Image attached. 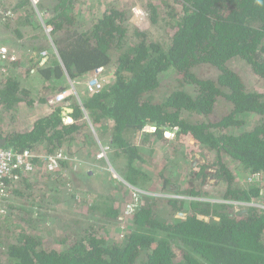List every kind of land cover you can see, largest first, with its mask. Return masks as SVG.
Returning <instances> with one entry per match:
<instances>
[{
  "label": "trees",
  "instance_id": "obj_1",
  "mask_svg": "<svg viewBox=\"0 0 264 264\" xmlns=\"http://www.w3.org/2000/svg\"><path fill=\"white\" fill-rule=\"evenodd\" d=\"M76 2L47 0L56 52L51 48L44 66L43 47L36 46L40 59H32L31 67L54 93L61 84L69 89V79L99 67L113 72L112 81L98 93L82 96L81 103L70 98L74 110L68 115L75 122L65 124V109L56 106L29 129L0 131V147L18 152L41 147L44 153L63 149L94 161L98 142L110 143L113 165L126 182L157 194L177 179L169 173L175 164L197 153L204 159L194 171L209 167L216 183L210 189L178 187V196L172 197L143 193V200L127 209L134 203L132 193L126 195L115 183L114 192L90 187L79 197L56 181L49 187L50 201L53 197V204L67 208L55 215L47 205L48 213L39 214L44 219L36 220L33 207L40 203L30 202L33 185L20 187L32 178L16 170L6 181L8 193L28 201L9 207V215L20 218L15 230H5L0 216V264H264V92L247 74L264 85V0H152L146 5L149 21L170 29L164 38L130 23L129 2L110 3L84 27ZM27 21L28 15H22L21 24ZM19 63L0 80L2 115L34 103ZM41 94L38 103L49 102L50 94ZM194 115L201 119L189 118ZM149 123L155 131H143ZM167 130L175 139L165 136ZM158 142L164 146L163 165L150 152ZM36 162L40 173L42 164ZM71 166L62 161L67 174L58 177L70 178ZM252 175L260 180L249 181ZM156 178L163 180L160 186ZM234 203L243 209L235 211ZM124 207L127 232L113 239L110 228L98 221L121 222Z\"/></svg>",
  "mask_w": 264,
  "mask_h": 264
},
{
  "label": "rangeland",
  "instance_id": "obj_2",
  "mask_svg": "<svg viewBox=\"0 0 264 264\" xmlns=\"http://www.w3.org/2000/svg\"><path fill=\"white\" fill-rule=\"evenodd\" d=\"M151 1L152 0H77V2H76L77 3L76 13H77L80 20H81V18L79 15L82 16L81 21L84 22L83 23L84 27H89L92 23V20L97 18L98 16H100L106 10L107 6L110 3L119 2L120 4H126L127 2H129L131 4L130 23H132L133 26H137V27L141 28L142 30H145V29L148 30V32H150L153 36H155V38H161V37L164 38L170 34V29L168 30V28H167V31H166V28L164 29L162 26L151 25V22L149 21V19H150L149 10L146 6ZM154 1L158 2L159 4H161V2H162V0H154ZM4 3L5 2L0 1V6H2L1 10H3V12H0V16H1L0 19L2 18V21H4L3 18H4V16H6V14L10 15L11 19L13 18L14 20L16 19V17H19L20 19L22 18V15H24V12L22 11L21 8H19V10L22 14L20 12H17L18 9H15L16 4L14 3V0H6L5 5H4ZM38 10L42 11V12L45 11L47 13V16H46L47 18L51 17L50 11L47 12V8L42 7L39 4V7H37V9L35 7H33V12H35V14L37 16V20H38V18L41 19V17L38 14ZM18 13H20L21 15L17 16ZM19 18H17V19H19ZM13 19H12V21H13ZM6 28H8L6 23L3 25L0 23V30L1 31H3V30L8 31V30H6ZM38 30L39 29H37L34 32V39H36V36H38ZM44 30L48 35V37H47V35L45 36L46 37L45 41H44L45 46H47V44L50 45V47L54 48V50L56 52V49L54 47V42H53V39L51 36L52 31L48 32V30H46V28H44ZM35 33H36V35H35ZM1 37H2V34H0V38ZM0 44L6 46L12 54H16L18 59L20 57L22 58V59L18 60V61H20L19 64L21 66V67L18 66L20 68L19 71L24 72L23 76L26 79L25 80V88L29 89L31 91V93H32L31 99L34 102L32 106L27 105V104H22L23 108L20 109L18 113H5L3 115L0 114V131H5L4 133H6V132L13 130V128H15V127H18L19 129H22V130H24V129L26 130L29 127H31L30 126L31 121H29V124H28V115L30 114L29 112L32 110L30 108H33L36 105H37V107L42 106L40 103H38L39 96L41 93H42L41 94L42 96L43 95L47 96L48 94H51V96H50L51 98L49 99V100H51L55 97V95L57 93L64 91V90H68V89H63L60 91L58 90L57 92L54 93L52 91L53 89H48V88L43 87L44 83H46V82H44V80H40L39 78H37L38 75H36V79H34L33 75L36 74V71H35V69H32V67H31L32 61L28 59V56L32 55L34 58L35 56L39 55V53L36 49L32 48L30 51L29 50L23 51V52L21 51L22 53L20 52L21 54H18V51H16V49L14 47L3 44L1 42V40H0ZM42 51H44V50L42 49ZM14 64H16V63H14ZM30 68L32 70L30 73H28ZM16 73H18V71ZM247 74L249 75V78L251 79L252 84L255 83L256 89H259L260 91L264 92V85L261 83H258V81L256 79L257 77L254 76L252 73H247ZM71 81H72V79H69V87L70 88H71V85H70ZM77 90L79 91L80 96L82 95L84 97V95H86L84 92V85L78 86ZM189 118H191L193 120L201 119V117L198 115L189 116ZM36 119H37V117H36ZM35 120H34V122H35ZM97 127H98V131H99L100 125ZM151 130H153V128L149 129V131H151ZM95 132L93 131L95 138L100 140L98 137V132L97 131H95ZM140 136H142V135H140ZM175 137L176 136L173 135L170 139H175ZM139 138L138 139L136 138V140L139 141ZM102 143H103V141H102ZM186 144H187V146L190 145L188 143H186ZM154 148L155 149H151V151H150L151 154L153 155L152 157L160 165H163V163L165 162V155H163L164 146L160 145V143L158 142V143H156ZM37 149L41 150L44 153L43 148L38 147ZM147 153H149V151H147ZM208 157H209V154H208ZM81 159L84 162H82V163H80L78 161L71 162V165L73 167L71 166L72 168H70V169L74 170V173L72 175H70L71 176L70 178H72V180H70L69 175H66V177H65L66 179L58 177V175L60 173L64 172V174L65 173L67 174V169L63 170V168H62L61 169V171L63 170L62 172L60 171V173L58 172L55 174H51V173H47L46 171H44L43 165H42V167L38 170L40 173L32 174L31 175L32 179L28 180L27 183L22 182L20 184V187H25L26 185H29V184L33 185L32 195H34L33 196L34 198L31 199L30 202L32 201L31 203H40V204H37L36 206L33 207V211L35 213L34 219H36V220L44 219V217L41 218V216H39V214L40 213H44V214L48 213L47 212V205L49 206L48 208H50L49 212L53 213L55 215H60L64 211V209L67 208L65 205L62 206V205H58V204H53L55 202V200L53 201V197H52L53 203L50 201L52 191L50 190L49 187H52V183L56 182V181H59V183H60V181L61 182L63 181L65 183V186L69 187V192L74 193V194L78 195L79 197H82V195H84V191L90 189V187L94 188L97 191H102V192H107V191L112 192L113 191L114 192L115 191L114 186H113L114 183L117 184L118 189L123 190V191L125 190L126 195H128V194L131 195V193H132L131 192V186L132 185H130L128 182H127L128 184L125 183V181L123 179H121L122 176L118 173L116 167L114 166L115 164L113 165L112 160H111V163L114 166L115 170L117 171V174L119 175V177H121L120 179H116L110 174L109 175L103 174L102 176H96V175L89 176V172H87L88 166L94 165V163L98 164V161H97V159L94 161H89V159L87 160V158H85V157L81 158ZM202 159H204L202 155H200V157H199V156H196V154H195V157L190 156L189 159H182L181 158L179 160V162H177L175 164V166L173 167L175 172H173V173L169 172L170 175L172 176V178H177V179H174L173 181L168 183L166 191L158 192V194L155 192H148V191H144V193L151 194V195H160V196L166 195V196L172 197V196H178V195L174 194V191H176L173 188L174 186H178V187L180 186V189L181 188L183 189V188L189 186V184H192V185L195 184V186L196 185L201 186L200 182L197 179H192V171H194V167L196 166L197 162L199 160H202ZM232 167H234V166H232ZM69 173H72V172H69ZM106 173H108V172H106ZM79 179H81V180H79ZM212 179L216 180V178L214 179L213 176H212ZM246 180L242 179L241 182L243 184H246ZM66 181H67V183H66ZM155 181L160 186V183L163 180L160 178H156ZM84 182H89V185H88V183H86L87 185L86 184L83 185ZM212 183H214V182H212ZM48 184H49V186H48ZM159 186H157V187H159ZM211 187L212 186H210V185L203 184L204 189H210ZM117 193L119 194V192H117ZM43 194H47L46 195L47 197H45V199L42 198ZM38 197H41L43 200L39 199ZM0 198L3 199L4 204L7 206V213H6V215H3V217H2L3 223H6V224H4V229L5 230H7V229L15 230L14 228H15V225L17 224V221H18L17 219L19 218L18 217L19 215L17 216L18 218H16V219L13 218L12 215L10 216L9 213L11 212V210L9 207H10V205L11 206H15V205L18 206L20 204H23L25 201H28V199L27 198L24 199L25 197L19 196L17 194H14V195L11 193L9 194L8 188H7V190H5L2 193V195H0ZM48 201H50L49 204H47ZM42 204H44V205H42ZM234 204H235V211L236 210L241 211V209H243V207L240 208L239 204H237V203H234ZM127 209H128V207H127ZM121 213H122V216L120 218L123 219L121 222H116V223L114 222L113 224L108 222V224H106L105 222L98 221V222H100V225H106L107 227L110 228L108 235L110 234L111 238H113V239H117V238L120 239L118 236L120 234H124L125 232H127V228H128L127 224L129 221H128V213H127V210L125 207L123 208V211ZM22 215L25 217H32L31 214H27L26 212H23V211H22ZM45 218H47V217H45ZM46 221H47V219H46ZM28 228L33 229V227H31V226ZM44 228H45V230H47L46 226ZM41 233H43V232H41Z\"/></svg>",
  "mask_w": 264,
  "mask_h": 264
},
{
  "label": "built area",
  "instance_id": "obj_3",
  "mask_svg": "<svg viewBox=\"0 0 264 264\" xmlns=\"http://www.w3.org/2000/svg\"><path fill=\"white\" fill-rule=\"evenodd\" d=\"M31 4L37 9L39 4L42 0H30ZM2 6H0V12ZM45 11H39L38 14L43 20V16H45ZM7 15V14H6ZM1 17V16H0ZM46 30L51 32L53 29L51 26L45 24ZM19 59L17 58L16 54H12L10 50L0 44V80L6 77L9 74L11 69V65L16 63ZM48 61V51L44 50L41 52V65H46ZM113 72L111 70H107L104 67H99L95 69L92 73L84 75L82 77H78L76 79H72L71 81V88L68 90L61 91L55 95V97L49 100V103L56 104V103H67L69 96H76L78 101L81 103V96L78 89V86L84 85V92L86 95H94L101 91L107 83H110L113 79ZM68 106L71 104L70 102L67 103ZM86 118L90 121L89 115L85 110ZM65 124H70L75 122L74 118L70 115H66L63 118ZM91 123V121H90ZM91 129L95 132V128L91 123ZM149 128H153L151 131H155L156 127L152 124H148L143 131H149ZM175 135L174 132L167 130L165 131V136L171 138ZM99 147L96 150V159L98 164L89 165L87 172H89V176H102L103 174H110L116 179H120L117 171L115 170L114 166L111 163V152L112 146L110 143H102L98 142ZM36 160H39L40 163L43 165V170L47 173L55 174L61 171L62 169V161H78L80 163L84 162L81 158L72 157L68 155L63 149H58L55 152L43 153L41 150L35 149H27L22 152L14 151L8 148L0 147V195L7 190V179L9 177H13V172L16 170H21L22 173L26 174L27 176H31L34 173H37L38 164ZM91 171V172H90ZM108 172V173H106ZM122 179V178H121ZM124 180V179H123ZM249 181H258L260 180V175H252L248 178ZM125 181V180H124ZM125 183H127L125 181ZM128 184V183H127ZM131 192L133 196L134 203L127 204V207L133 208L136 206L140 201L143 200L142 194L144 193L143 190L131 186ZM262 208L264 205L261 204ZM7 213V206L4 204L2 198H0V216L6 215ZM124 234H120L121 237L125 236Z\"/></svg>",
  "mask_w": 264,
  "mask_h": 264
},
{
  "label": "crops",
  "instance_id": "obj_4",
  "mask_svg": "<svg viewBox=\"0 0 264 264\" xmlns=\"http://www.w3.org/2000/svg\"><path fill=\"white\" fill-rule=\"evenodd\" d=\"M0 1L6 3V0H0ZM20 1L21 0H14V3L18 6ZM42 2H43V6L42 7L47 8V0H43ZM5 3H4V5H5ZM18 7H20L22 9V11L24 12V16L28 15V20L29 21H27V23L25 22V25H22L21 24V19L19 17H16L15 20L12 18L13 19V21H12L11 17H9V16L5 17L4 16L6 22L2 21L1 24L3 25V24L6 23L7 27H8V28H6V30H8V31H4V30L1 31L0 30V34H2V37L0 38L1 42L3 44H5V45L14 47L16 49V51H18V54H21L23 51H28V50L30 51L32 48L34 49L36 46H41V47H43L42 48L43 50H47L48 51V59H49V57L51 55V47L48 44H47V46H45V42H44L45 38H46L45 36L47 35V33L44 30L45 24L48 25L47 24V17H46L47 13H45V16H43V20H44V22H43V21H41L40 18H38V20H37V16H36L35 12H33V7L34 6L31 3L30 4L29 3L28 4H24V5L18 6ZM26 8H28L29 10L25 11ZM17 9H18L17 12H20L19 8H17ZM31 11H32V13L30 14ZM20 13H18L17 16H20L22 14V13L21 14ZM17 18H19V19H17ZM37 29H39L38 30V36H40V37L36 36V39H34V32ZM35 35H36V33H35ZM47 37H48V35H47ZM20 59H22V58L20 57L19 60ZM28 59L29 60H32V59L33 60L34 59L38 60L40 58H39V55L35 56L34 58H33L32 55H30V56H28ZM37 73L38 72H36V74L33 75L34 79H36V75H38L37 78H39L40 80H43L41 78V76L39 74H37ZM47 84H48L47 82L44 83V86L47 85ZM58 89H59V91L65 89L64 84L59 85ZM49 96H51V94ZM70 98H72V99L76 98L75 100H78L76 96H72V97L69 96L67 103H69V102L72 103L74 101V100H72V102H71ZM67 103H56V104L54 103V104H51V103L47 102L46 104H42L41 107H37V105H36L35 107L30 108L32 110L29 112L30 114L28 115V124H29V121H31L30 126L32 127L36 117L38 118L40 116L49 114L51 111H53V109L56 106H63L64 107V106L68 105ZM22 106L23 105L21 104L20 109L23 108ZM64 109L66 111L65 107H64ZM65 111L63 112V115H64V113H66ZM66 114L68 115V113H66ZM64 116H66V115H64ZM31 127H29V128H31ZM140 135H141V133H140ZM83 185H85V184H83ZM52 194H53V192H52ZM83 196L84 195H82V197ZM53 199L55 200V198H53ZM58 205H61V204H58Z\"/></svg>",
  "mask_w": 264,
  "mask_h": 264
},
{
  "label": "flooded vegetation",
  "instance_id": "obj_5",
  "mask_svg": "<svg viewBox=\"0 0 264 264\" xmlns=\"http://www.w3.org/2000/svg\"><path fill=\"white\" fill-rule=\"evenodd\" d=\"M199 162H201V160H199ZM213 174H214V172H212V170L209 167H205V170H203L201 172H198L197 171V173H196L195 171H192V179H197L200 182L201 186L203 184H205V185H211V184L216 183L215 182L216 180H213L212 179ZM212 182H214V183H212ZM173 188H174V190H177L178 189V186H174Z\"/></svg>",
  "mask_w": 264,
  "mask_h": 264
},
{
  "label": "water",
  "instance_id": "obj_6",
  "mask_svg": "<svg viewBox=\"0 0 264 264\" xmlns=\"http://www.w3.org/2000/svg\"><path fill=\"white\" fill-rule=\"evenodd\" d=\"M66 108V113H70V112H73V108H71V107H65ZM66 113H64V115H67ZM149 124H152L153 125V123H149ZM140 133H141V131L138 133V135H137V139L139 138V136H140ZM2 141V143H4V141H5V139H2L1 140ZM196 156H199L200 157V155L199 154H197L196 153ZM122 179H124L123 177H122ZM125 180V179H124ZM126 181V180H125ZM243 212V211H242ZM178 216H180V217H184V218H186L187 217V213H179L178 214ZM204 216H200V218H203ZM207 218V217H206ZM208 219V218H207Z\"/></svg>",
  "mask_w": 264,
  "mask_h": 264
},
{
  "label": "clouds",
  "instance_id": "obj_7",
  "mask_svg": "<svg viewBox=\"0 0 264 264\" xmlns=\"http://www.w3.org/2000/svg\"><path fill=\"white\" fill-rule=\"evenodd\" d=\"M72 97V96H71ZM81 99H82V95H81ZM78 101V100H77ZM82 101V100H81ZM71 106V104L68 106V105H66V106H64V107H70Z\"/></svg>",
  "mask_w": 264,
  "mask_h": 264
}]
</instances>
